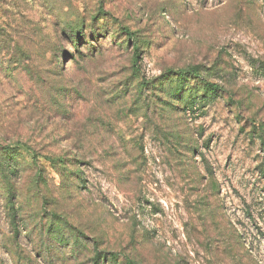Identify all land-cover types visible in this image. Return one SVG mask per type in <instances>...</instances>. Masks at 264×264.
I'll list each match as a JSON object with an SVG mask.
<instances>
[{
    "label": "rangeland",
    "instance_id": "1",
    "mask_svg": "<svg viewBox=\"0 0 264 264\" xmlns=\"http://www.w3.org/2000/svg\"><path fill=\"white\" fill-rule=\"evenodd\" d=\"M96 260L264 264V0H0V264Z\"/></svg>",
    "mask_w": 264,
    "mask_h": 264
},
{
    "label": "trees",
    "instance_id": "2",
    "mask_svg": "<svg viewBox=\"0 0 264 264\" xmlns=\"http://www.w3.org/2000/svg\"><path fill=\"white\" fill-rule=\"evenodd\" d=\"M127 35H130L129 32L126 33ZM135 39V38H133ZM135 60H134V66H135V71L136 72H140V67L138 66V60L140 59V49H139V46L137 45V43L135 42ZM175 77L180 81V83H182L183 80H186V79H192L193 81H197L198 79H200V74H199V71L196 69V68H188V69H185V70H181V71H178L176 74H175ZM204 89H205V93L206 94H209V95H216L219 91H220V88L214 84H208V83H205L204 84ZM184 100V99H183ZM16 170H13V172H11L12 175H16ZM64 243H61L59 244L60 247L63 246ZM116 261V260H115ZM100 260H96L95 264H99Z\"/></svg>",
    "mask_w": 264,
    "mask_h": 264
}]
</instances>
